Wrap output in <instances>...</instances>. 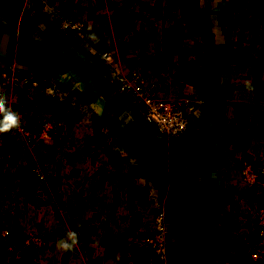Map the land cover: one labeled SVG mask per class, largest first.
<instances>
[{
    "label": "crops",
    "instance_id": "1",
    "mask_svg": "<svg viewBox=\"0 0 264 264\" xmlns=\"http://www.w3.org/2000/svg\"><path fill=\"white\" fill-rule=\"evenodd\" d=\"M134 1L129 6L131 11L145 9L140 1ZM50 2L71 17V9L80 6L94 20H103L104 11L99 8L105 5L111 8V22L118 1ZM227 3L231 1L201 2L204 11L200 14L206 23L190 32L195 37L189 50V64L194 70L190 78L186 80L178 72L172 81L166 70L156 74L155 85L161 94L167 96L173 88L182 95L178 99L189 98L196 107L191 127L181 139L163 138L126 100L106 93L94 100L96 130L103 127L107 132L99 136L102 142L88 149L93 159L86 161L83 178L89 180L81 189L63 195L69 202L61 215H75L81 208L80 215L86 217L85 209L97 202V207L101 204L106 209H98L97 214L101 210L105 213L100 230L110 228L114 241L107 249L77 245V252H62L50 264H158L141 238L152 229L153 214L159 208L165 209L169 217L174 264H233L238 242L222 237L241 233L244 239L245 217L249 216L246 211L253 205L238 185L240 165L244 159L258 164L264 148V19L259 9L250 22L256 27L235 25ZM237 4L239 8L246 5ZM34 12V30L40 24L51 26L43 14ZM222 13L224 18L220 17ZM23 16L28 17L25 13ZM209 25L218 28L211 30ZM132 32L128 29L126 37L130 38ZM175 52L185 54L182 49ZM75 162L82 172L83 161ZM68 221L63 219L62 229ZM226 224L230 228H224ZM249 240L246 238V245L253 249Z\"/></svg>",
    "mask_w": 264,
    "mask_h": 264
},
{
    "label": "rangeland",
    "instance_id": "2",
    "mask_svg": "<svg viewBox=\"0 0 264 264\" xmlns=\"http://www.w3.org/2000/svg\"><path fill=\"white\" fill-rule=\"evenodd\" d=\"M29 1L0 0V91L7 94L9 105L22 115V126L10 132L14 136L13 152L17 153L20 150L22 155L20 157L12 153L5 155L0 149V178L2 175H11L4 185L0 182V199L7 195L8 199L5 202L17 205L3 215L4 207L1 210L0 200V211L2 212L0 229H7L9 233L12 227L18 226L16 231L20 236L19 244L15 247H7L4 250L0 247V264H50L51 260L62 255V251L56 248V241L65 235L63 231H76L79 234L78 246L82 245L86 248L99 245V248L101 246L102 249H107L113 240V235L108 227L106 230H102L105 227L100 230L99 226L103 225L101 221L105 213L101 210L97 214L98 209L101 207L106 210L101 204L98 207L97 202L95 205H88L85 209L86 217L80 215V208L77 214L68 216L66 212V218H63L62 212L60 214L53 212V196L45 195L39 198L37 205L25 200L21 192L23 186L18 184L20 182L17 181L15 175L30 166L31 168L32 166L37 167V162H39L51 173L62 197L65 193L69 195L81 189L89 180L83 178L86 172L85 163L90 161V158L93 159L88 149H94L95 144L102 142L98 140L99 136L102 132H107L103 130V127L101 130H96L98 125L95 120L94 100L106 93L127 102L125 96L112 87L114 86L113 77L105 70V63L101 61L100 52L109 50L113 55L115 66L137 65L145 75L150 76L154 85L156 74L162 72L161 70L168 71L167 75L172 81L179 74L178 72L188 80L194 72L192 65L189 64V50L193 46L191 44L195 37L190 35V32L194 33L199 25L204 26L206 23L200 12L204 11L201 2L207 0H158L162 8L161 16L163 15L165 20L155 19L151 14L148 15L151 6L144 2L151 4L154 0H138L140 5L145 6V9L134 11H131L129 7L135 4L134 0H117V10L113 12L111 22L108 20L109 14L112 15L111 8L105 5L99 8V11L101 9L104 11L103 20L99 18L94 20L80 6L71 9L72 18L80 15L83 20L81 17L78 18L85 21L86 27L81 34L70 36L72 39L64 41L60 39V34L53 38L50 30L45 29L44 25H40L43 29H38L39 33L37 31L36 34L27 38L23 21H26L28 17L26 18L23 14L29 11L28 16L30 13L35 15L31 12L33 9L29 6ZM230 1L231 3L225 6L231 11V19L235 25L239 23L243 26L245 23V27L253 26L250 22L253 21V15L259 13V9L262 10L261 20L264 19V0H245L246 5L241 8L237 4L240 0H226V2ZM85 2L87 3V0ZM138 12L141 16L134 17L133 13ZM13 14L22 17L16 25L9 21ZM193 18L196 21H193ZM198 18L201 22H198ZM32 21H35V18ZM254 26L257 25L254 24ZM209 27L211 30L218 28L215 25H209ZM262 27L264 28L263 25ZM130 28L133 32L128 38L125 33ZM178 31L181 32L180 35ZM177 49H182L185 54L176 53ZM160 60L164 62L162 68L159 66ZM44 71L47 73L45 74ZM37 73L40 79L36 78L37 85H32L31 79ZM47 74H51V77ZM107 82H110L109 86H105ZM155 88L158 90L157 85ZM169 90L166 97L174 99L182 96L173 88ZM134 111L141 114L136 107ZM53 120L57 123L46 135L37 136L34 140H29L26 136L25 131L33 133L43 127L46 121ZM4 137L5 134L0 135V146L4 142ZM63 157H66L65 161H83L82 172L79 166L74 167L72 171L71 164L62 166V163H65ZM64 178L67 179L64 181ZM77 178L80 182L78 186L74 182ZM239 182V187L241 186L242 190L247 192L253 204L252 209L246 211L249 216L245 217L248 236L244 234L245 237L242 240L241 233H231L232 235L228 233V236L224 234L222 239L228 237L238 242V249L235 248L237 253L233 254L240 260L233 258V264L235 262V264H264V235L259 232L255 216L257 208L264 203V177L252 185L242 178H239ZM93 184L92 181L91 189ZM42 186V190L49 189L45 183ZM50 194L53 195V193ZM65 202L68 204L69 200ZM73 205L75 203L71 204ZM107 217L109 218L108 215ZM63 219L66 223L69 219L64 229L61 228ZM86 222L91 223L92 226L88 227L89 224H85ZM153 228L154 220L151 230ZM224 228H230V226L226 224ZM168 231L171 236L169 225ZM248 237L253 249L256 247L254 250L246 245L245 240ZM77 245L74 248L76 252Z\"/></svg>",
    "mask_w": 264,
    "mask_h": 264
},
{
    "label": "built area",
    "instance_id": "3",
    "mask_svg": "<svg viewBox=\"0 0 264 264\" xmlns=\"http://www.w3.org/2000/svg\"><path fill=\"white\" fill-rule=\"evenodd\" d=\"M32 1L46 4L45 0ZM52 15L56 16L61 33H66L67 36L82 33L83 21L78 18L74 19L66 12H61L59 8L54 7L50 16ZM100 58L105 63V70L112 75L117 91L141 111L145 122L153 126L163 138L168 141H176L189 131L193 122L192 115L196 109L189 98L173 99L160 95L154 83L150 80V76L145 75L144 71L137 65L128 67L113 65V55L109 50L101 51ZM54 126V122L46 121L39 132L25 131V134L29 140H34L37 136L46 135ZM34 172L39 174V169L35 167ZM239 174L250 185L264 177V148L258 165L256 166L248 159H244L241 162ZM255 216L259 232L264 235V203L257 208ZM144 242L150 246L159 264H173L169 231L166 225V213L163 209L155 214L154 228L144 238Z\"/></svg>",
    "mask_w": 264,
    "mask_h": 264
},
{
    "label": "trees",
    "instance_id": "4",
    "mask_svg": "<svg viewBox=\"0 0 264 264\" xmlns=\"http://www.w3.org/2000/svg\"><path fill=\"white\" fill-rule=\"evenodd\" d=\"M226 1V0H224ZM160 1L158 0H154L151 4L150 2H144L145 4H149L151 6V9L149 10V14H151V16L155 19H159V18H163L164 20L166 19L165 17H163V15L161 16V7H160ZM240 2L245 3V0H240ZM249 3V2H248ZM34 12V11H33ZM28 12H25V14L28 15ZM35 13V12H34ZM134 17H140L141 13H133ZM225 13H222L220 15V17L224 18ZM18 14H13L12 17H10L9 21L11 24L16 25L18 23V21H21V18L19 17ZM36 16L32 15L31 13L29 14L28 18L26 19V21H23V26L25 25L26 30H24V32H26V37L30 38V35L32 34L33 29L36 27V24L32 23L31 20L34 19ZM85 24V22H84ZM85 26H84V30H85ZM159 66L160 68L164 67V62L163 61H159ZM35 79L33 80H37L36 78L40 79L39 73H37L36 75H33ZM37 76V77H35ZM121 94V93H120ZM128 102V101H127ZM129 103V102H128ZM129 105L133 106L131 103H129ZM134 107V106H133ZM143 117V115H142ZM58 119V118H57ZM144 119V117H143ZM145 121V120H144ZM52 122H54V125L57 123L55 120H53ZM148 124V123H146ZM150 125V124H148ZM151 126V125H150ZM42 129V127L39 130H36V132H39ZM13 135L11 133H7L5 134L4 137V142L3 144L0 146L1 149V153L5 154V155H9L8 153H12L14 156L18 155L19 157L22 155V152L20 150H18L17 153L13 152L12 146V140H13ZM11 156V154H10ZM64 161L66 160V157H63ZM251 162L252 160L249 159ZM74 160H67L65 161V163H62V166H67V164H71L70 165V169L71 171L73 170V168L75 167V161ZM38 166L37 168L39 169V174L34 172V168L32 166L28 167L25 169V171H20L19 173H16L15 177L17 178V181H19L21 186H23V190L21 192H23V195L25 196V200H28L32 203H35L37 205V201L39 200V198H42L43 196L47 195V196H53L54 197V206H53V212L55 214H60L63 210H65L66 208V203L65 200L63 199L61 193L58 191L57 185L54 183L53 178L51 177V173L47 171L46 167H42L41 164L39 162H37ZM42 176V177H40ZM11 177V175L6 174L5 176H1V185H4L9 178ZM14 178V175H13ZM65 179V178H64ZM3 182V183H2ZM75 185H79L80 182L77 179H74ZM43 183L47 184V187H49V189H45L42 190V185ZM76 186V187H77ZM50 193H53V195H51ZM8 197L7 195H4L2 197L1 200V210L2 207L3 208V213L0 211V214L2 213L3 215H5L6 212H8V210L10 208H13L16 205V203H8L5 202V200L7 201ZM48 201V199H47ZM18 204V203H17ZM1 217V215H0ZM92 225L89 224L88 227H91ZM16 228H18V226L16 227H12L8 233V235L6 234L5 236L0 235V247L4 250L7 247H15L16 244H19V240H20V236L18 234V231H16ZM1 231V229H0ZM1 234V233H0Z\"/></svg>",
    "mask_w": 264,
    "mask_h": 264
},
{
    "label": "clouds",
    "instance_id": "5",
    "mask_svg": "<svg viewBox=\"0 0 264 264\" xmlns=\"http://www.w3.org/2000/svg\"><path fill=\"white\" fill-rule=\"evenodd\" d=\"M45 1H46V4H39L37 1L30 0L29 1L30 2L29 6L34 11H39L40 14H43V16L46 17L48 19V21L52 23L51 26H45V29L51 30L53 32V37L54 36L57 37L58 36L57 34H60L61 35V37L59 36L60 39H63L64 41L68 40L71 37L67 36L66 33H61L59 31V22L56 20V16H54V15L50 16L53 7L54 8H59L61 10V12L63 10L61 9V7L51 3L50 0H45ZM29 2H28V4H29ZM40 25H42V24H40ZM40 25L37 27L36 30L33 29L31 35L36 34L38 29H40V30L43 29V26H40ZM84 26H85V24H84ZM83 31H85L84 27H83ZM38 33H39V31H38ZM33 79H35V78L33 77ZM33 79H31V84L32 85H37V80H33ZM112 84H114V79H113V83ZM249 86H251V85L249 84ZM113 87L116 89L115 85ZM157 92H159V91L157 90ZM118 93H120V92H118ZM159 94L162 95L160 92H159ZM162 96H164V95H162ZM168 98H170V97H168ZM174 99H178V98H174ZM179 99H181V98H179ZM21 126H22V115H21V113L18 110L12 108L9 105L7 94H5L3 91H0V135L10 133L14 129H19ZM260 155H261V153H260ZM252 163L254 165H256L253 161H252ZM160 209H163V208H159L156 211V213ZM163 210L165 211V209H163ZM165 213H166V211H165ZM153 220H154V218H153ZM166 225H167V229H168L167 213H166ZM151 232H152V230L150 231V233ZM0 233H1L2 236H5L6 234L8 235V230L7 229H1ZM150 233L145 234L141 238V240L144 243V245H146L151 250L152 254L154 255V253H153L152 249L150 248V246L146 242H144V238L147 235H149ZM169 238H170V236H169ZM78 242H79V234L76 231H68V232L65 233L64 236H62V237L57 239L56 248L58 250L62 251V252H70V251L74 250V248H75V246L77 245ZM31 243H33V242H31ZM170 243H171V240H170ZM34 244H37V243H34ZM171 252H172L173 261H174L175 257H174V253H173L172 243H171ZM173 264H174V262H173Z\"/></svg>",
    "mask_w": 264,
    "mask_h": 264
}]
</instances>
